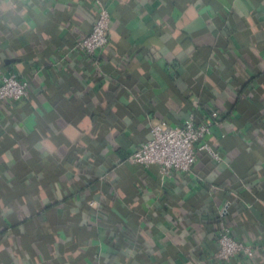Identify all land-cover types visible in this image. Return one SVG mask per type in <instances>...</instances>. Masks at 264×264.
<instances>
[{
    "label": "crops",
    "instance_id": "crops-1",
    "mask_svg": "<svg viewBox=\"0 0 264 264\" xmlns=\"http://www.w3.org/2000/svg\"><path fill=\"white\" fill-rule=\"evenodd\" d=\"M9 72L31 94L0 104V264H264V0H0ZM213 107L222 163L162 183L130 161ZM223 228L255 257L217 260Z\"/></svg>",
    "mask_w": 264,
    "mask_h": 264
},
{
    "label": "built area",
    "instance_id": "built-area-1",
    "mask_svg": "<svg viewBox=\"0 0 264 264\" xmlns=\"http://www.w3.org/2000/svg\"><path fill=\"white\" fill-rule=\"evenodd\" d=\"M111 13L105 5L100 7L98 18L91 34L79 41L73 51L80 52L87 59H93L109 44ZM31 83L9 72L0 75V104L18 102L30 95ZM221 126L219 113L212 110L207 118L191 114L183 127L161 121L151 126L150 138L141 144L130 161L146 167L158 166L161 181L174 174L190 173L197 164L200 153H207L214 161L222 163L221 155L213 148L210 136L213 128ZM219 250L215 258L230 262L238 256L254 258L257 245L237 241L229 228H223L218 235Z\"/></svg>",
    "mask_w": 264,
    "mask_h": 264
},
{
    "label": "trees",
    "instance_id": "trees-1",
    "mask_svg": "<svg viewBox=\"0 0 264 264\" xmlns=\"http://www.w3.org/2000/svg\"><path fill=\"white\" fill-rule=\"evenodd\" d=\"M30 94H31V92H30ZM212 110H215V111H217L218 112V109L216 108V107H213V109ZM254 116H256V115H254ZM254 119V118H253ZM253 119H251V123H252V121H253ZM165 121H167V120H165ZM167 122H169V121H167ZM254 122V121H253ZM256 122V121H255ZM252 126H254V125H256V123L255 124H251ZM248 214V213H247ZM250 214H248V216H249Z\"/></svg>",
    "mask_w": 264,
    "mask_h": 264
}]
</instances>
